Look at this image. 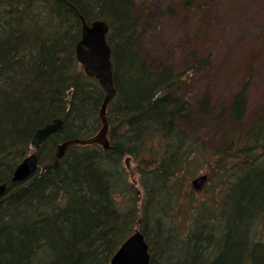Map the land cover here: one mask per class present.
<instances>
[{
	"label": "trees",
	"instance_id": "1",
	"mask_svg": "<svg viewBox=\"0 0 264 264\" xmlns=\"http://www.w3.org/2000/svg\"><path fill=\"white\" fill-rule=\"evenodd\" d=\"M80 14L111 26L117 95L107 110L110 147L75 144L50 165L59 143L92 136L102 126L105 91L76 55ZM136 19L133 0H0V184L7 183L0 197V264H109L137 228L149 243V264H264V107L243 123L247 82L233 93L218 123L220 145L190 140L179 124L188 118L187 102L171 92L188 77L171 67L150 68L134 48ZM209 62L210 56L198 67ZM204 104L206 110L207 98ZM56 118L63 127L39 149L38 171L13 183L34 132ZM125 156L147 160L139 167L144 209L135 194L136 204L127 211L116 200L128 187L135 189ZM194 160L209 164L221 184L218 196L194 201L196 223L179 239L167 224V204L181 188L180 170ZM154 196L161 201L152 211ZM218 205L228 208L224 227ZM201 208L209 217L198 220ZM170 232L179 240L167 243Z\"/></svg>",
	"mask_w": 264,
	"mask_h": 264
},
{
	"label": "rangeland",
	"instance_id": "2",
	"mask_svg": "<svg viewBox=\"0 0 264 264\" xmlns=\"http://www.w3.org/2000/svg\"><path fill=\"white\" fill-rule=\"evenodd\" d=\"M135 5L139 24L132 36L135 50L143 54L154 69L171 67L176 73L185 72L188 77L173 93L184 96L188 102L185 111L189 113L188 118L179 124L190 140L199 139L213 148L220 145L223 138L218 123L225 117L233 93L247 82L249 92L243 123L247 124L257 110L264 107V0H191L187 6L183 0H135ZM209 56V64L198 69L200 62ZM205 98L208 107L203 110ZM33 149L31 144L30 152ZM123 163L136 193L128 187L122 195L116 194L118 205L127 211L136 204L135 194L138 205L144 209L141 202L146 201L147 194L139 167L145 168L147 160L125 156ZM200 165L195 160L187 162L177 175L183 186L175 197H168L167 208L172 217L167 224L175 227L179 239L187 236L193 227L194 201L218 196L221 182L217 181L209 164ZM184 171L186 175L180 176ZM203 175L207 178L194 181ZM160 196L151 198L148 209L161 201ZM206 210L200 209L198 220L205 215L209 217ZM227 210L225 205H218L222 227L226 224ZM159 218L165 220L164 213L161 212ZM177 237L170 232L165 241L168 243ZM205 251L207 255L208 250ZM172 259L175 260L176 255Z\"/></svg>",
	"mask_w": 264,
	"mask_h": 264
},
{
	"label": "water",
	"instance_id": "3",
	"mask_svg": "<svg viewBox=\"0 0 264 264\" xmlns=\"http://www.w3.org/2000/svg\"><path fill=\"white\" fill-rule=\"evenodd\" d=\"M81 38L76 45V55L78 61L83 65L85 73L89 77L98 80L100 86L105 91V96L100 107V118L102 126L100 130L89 137H74L63 140L57 146L56 165L59 159L64 156L67 149L75 144H102L104 148L110 147L109 129L110 124L107 118L109 104L117 95V88L114 83L112 48L108 42L107 35L110 31V24L105 19H93L88 21L84 15L80 14ZM63 127L62 118H56L52 122L38 127L34 132L32 145L34 150L25 156L16 166L12 176L13 183H20L29 179L39 169L38 151L41 145L49 136ZM46 166L42 167V171ZM207 176L203 175L194 180L203 181ZM7 191V183L0 184V197ZM149 244L145 234L136 229L128 236L113 254L109 264H149L150 263Z\"/></svg>",
	"mask_w": 264,
	"mask_h": 264
},
{
	"label": "bare ground",
	"instance_id": "4",
	"mask_svg": "<svg viewBox=\"0 0 264 264\" xmlns=\"http://www.w3.org/2000/svg\"><path fill=\"white\" fill-rule=\"evenodd\" d=\"M133 6H134V14H135V19L136 18H138V14H137V9H136V5H135V0H133ZM110 24V23H109ZM139 26V24H138V21H137V19L135 20V24H134V26H132V30L134 31L137 27ZM110 31H111V26H110ZM133 31L131 32V35L134 37V35H133ZM111 46V45H110ZM139 54H141V53H139ZM142 55V57L145 59V56L143 55V54H141ZM146 62H147V64L149 65V63H148V61H147V59H146ZM150 66V68H152V69H154L151 65H149ZM203 67H205V66H201V67H197L198 69H202ZM176 88H178V86H176ZM173 87H172V89H171V92L173 93ZM173 95H175L174 93H173ZM176 96H180V98L181 97H183L184 99H185V97L184 96H182V95H176ZM182 98V99H183ZM183 99V100H184ZM185 101L187 102V100L185 99ZM188 103V102H187ZM32 139H33V137H32ZM31 144H32V140H31ZM58 146V145H57ZM57 153V152H56ZM177 195V193H173L172 194V192L170 193V199L171 198H173V196L175 197ZM216 229H217V227H216ZM176 233V232H175ZM177 234V233H176Z\"/></svg>",
	"mask_w": 264,
	"mask_h": 264
}]
</instances>
